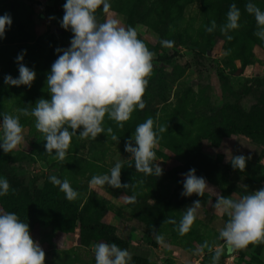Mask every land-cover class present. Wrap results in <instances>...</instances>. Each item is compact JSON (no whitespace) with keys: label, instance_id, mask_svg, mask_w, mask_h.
<instances>
[{"label":"rangeland","instance_id":"rangeland-1","mask_svg":"<svg viewBox=\"0 0 264 264\" xmlns=\"http://www.w3.org/2000/svg\"><path fill=\"white\" fill-rule=\"evenodd\" d=\"M55 1L0 0V16L7 13L12 19L10 28L0 39V83L5 84V75H13V78L19 76L16 58L22 52V45L31 44L42 37L44 48L42 66L34 69L30 58L23 59V63L36 72V78L30 88L22 85L10 89V95L0 103V113L19 115L16 111L18 108L32 107L41 97L50 99L46 77L57 59L55 50L68 48L73 35L70 30L61 27L64 13L55 8ZM168 1L173 0H109L111 7L108 13H104L102 7L96 12L100 22L115 17L121 25L134 27L138 38L155 53L154 63L164 65L162 79L157 76L148 79L143 97L146 107L133 111L123 128L105 117L103 127L105 130L108 127L113 129L120 138L119 144L106 131L96 139L74 136L66 159L61 162L54 158V153H46V141L43 134L35 129L34 118L20 116L24 143L13 150L12 157L26 151L30 159H20L13 166L11 177L6 173L0 177L7 178L9 183L15 185L19 183L16 186L17 195H22L24 189L30 190L32 183L40 185L45 177L51 175L68 179L79 193L75 202L80 209L81 219L95 218L115 226L117 235L127 241V250L131 255L142 257L147 264H212L214 251L223 246L224 242L217 237L227 219L213 208L216 195L220 193L229 197L235 193L233 198L236 199L264 187V142L237 134L220 138L214 136L212 140L205 137L207 130L219 128L228 120L227 112L222 107L225 98L221 95L218 73L225 75L236 92V104L245 111L251 110L254 98L247 89L254 88L256 84L264 87V41L257 36H252L251 40L248 38L250 30L257 29L254 16L245 10L249 0H186L183 4L175 3L167 14L162 5ZM252 2L264 11V0ZM231 4H236L241 11L240 27L228 33L233 39L228 40L216 30L205 33L212 20L216 21L217 26L220 25L218 14L226 17ZM221 8H225V14H221ZM204 33L210 38L203 40ZM31 35L34 37L31 38ZM163 36L174 42L172 47L161 44ZM53 45L57 46L54 48ZM166 53L170 55L169 59L157 60L158 55L167 56ZM148 117L168 126V131L161 134L162 139L155 149L157 162L163 168L160 177L138 172L134 160L130 159L131 155L124 150L125 141L133 135L136 126ZM198 146H201V156L220 169L224 181L216 185L206 179L210 188L203 197L196 194L181 196L183 185L178 187L177 179H184L182 174L186 172L183 167L190 148ZM241 154L249 158L244 171H228L225 164L232 156ZM118 161H123L122 184L134 187L116 189L90 184L93 176L109 173ZM130 163L132 167H129ZM32 177H36L34 182ZM58 191L65 197L59 187ZM165 194L171 195L170 198L165 197L168 200L165 219L172 218L177 223H163L164 219L153 232L150 228L152 220L145 208L154 205L157 198ZM133 195L136 202L128 203V198ZM197 199L201 200L202 207L191 230L181 236L177 231L179 220L185 208ZM0 213H3L1 207ZM30 234L45 251V264H96L94 246L104 243L100 239L88 246L81 245L78 228L63 233L38 225ZM157 234L164 236V243L157 242ZM205 241L213 251L205 248L202 254L196 255V249ZM219 264H264V242L249 244L247 248L233 253H228L225 248Z\"/></svg>","mask_w":264,"mask_h":264},{"label":"clouds","instance_id":"clouds-1","mask_svg":"<svg viewBox=\"0 0 264 264\" xmlns=\"http://www.w3.org/2000/svg\"><path fill=\"white\" fill-rule=\"evenodd\" d=\"M108 13L111 5L109 0H66L63 5L64 15L60 25L70 30L72 38L68 48H57V59L52 63L46 77V88L50 99L39 98L32 107L18 108L19 115L7 112L0 113L2 122V138L0 148L5 154L17 149L24 143V128L20 116L33 117L35 129L41 132L46 141V153L58 161H64L70 148L72 138L96 139L100 134L107 133L117 144L120 138L113 129L103 127L105 117L115 121L119 128L131 118L137 108L143 110V100L148 86V77L153 70L155 53L150 51L143 40L138 38L134 27H125L115 17L100 22L96 12L101 9ZM245 10L253 15L257 29L254 35L264 41V11L252 0L245 5ZM241 11L236 4H231L226 14V22L220 31L228 40L233 39L228 33L240 27ZM12 19L10 14L0 16V39L4 38ZM217 28L215 20L205 31L213 33ZM173 41H161L165 47H172ZM26 50H22L16 58L19 76H4V83L11 86L31 87L36 72L23 63ZM28 105H31L29 103ZM168 126L160 125L153 117H148L136 126L133 135L125 141V152L134 160L135 169L145 176L160 177L163 168L157 162L156 151L162 133ZM249 159L243 154L232 156L230 163L233 169L241 172L246 168ZM133 164H129L132 167ZM123 161H118L109 173L95 175L90 180L92 186H109L112 188L134 187L121 182ZM183 191L181 196L190 197L196 194L203 197L210 188L206 178L196 175L190 169L182 174ZM50 182L58 186L65 198L74 201L79 193L73 189L68 179H60L56 175L49 177ZM143 183V181H140ZM10 184L7 178L0 177V196H6ZM235 193L225 197L218 193L213 203L214 210L227 219L219 230L218 240L223 246L217 248L212 255V264H219L224 249L228 253L247 248L249 244L264 242V187L248 192L234 199ZM128 203H135L136 196L128 198ZM202 207L197 199L185 208L177 231L183 236L191 230ZM163 223L176 224L168 218ZM158 243H164V236L157 234ZM212 247L205 241L196 249L200 255ZM96 264H131L132 255L127 249L120 248L116 243H98L94 246ZM46 253L38 241L30 234L29 224L23 222L14 212L0 213V264H45Z\"/></svg>","mask_w":264,"mask_h":264},{"label":"trees","instance_id":"trees-1","mask_svg":"<svg viewBox=\"0 0 264 264\" xmlns=\"http://www.w3.org/2000/svg\"><path fill=\"white\" fill-rule=\"evenodd\" d=\"M175 1V2H174ZM186 0H173L163 3L164 10H171L175 3H184ZM59 2V4H58ZM66 0H56L54 3L55 8L62 10L64 13L63 5ZM221 14H225V8L219 9ZM220 25L217 26L216 31H220V26L226 22V17H221ZM167 16V15H166ZM165 15L163 16V19ZM202 28V27H201ZM251 33L247 34L249 40L253 39L255 30L251 29ZM208 33V32H205ZM202 35V39H209L210 36L207 34ZM33 38L34 36H30ZM164 37V40L168 39ZM255 40V39H254ZM54 48L57 45H53ZM21 50H26L25 59H31V67L35 69L36 66L43 65V38L38 37L31 44H24ZM165 54V53H164ZM158 55L156 58L159 61L169 59L170 55ZM173 55V54H172ZM165 57V58H164ZM189 62V61H188ZM187 62L189 66L190 63ZM153 63V70L148 77L152 79L157 76L158 78H163V67L164 65L158 63L156 65ZM13 77V75H11ZM218 79L220 81L221 95L225 98L222 104L223 109L227 112L228 120L225 124H221L219 128H211L207 130L206 138L215 139L227 136L230 134H237L240 136L247 137L256 142H264V87L256 84L254 88L249 87L247 91L253 93L254 98L250 106L251 110L245 111L241 109L236 104V92L228 83L225 75L218 73ZM2 83H0L1 85ZM14 86L2 84L0 86V103H3L7 96L10 95L9 91L14 90ZM231 99V100H230ZM201 146L190 148L191 152L187 157L185 166L183 167L184 172H188L190 169L196 170L197 176H202L209 180L211 183L220 185L224 181L223 176L220 174V169L213 164L208 162L206 158L201 156ZM20 156L12 157L13 151L5 154L3 149L0 148V175L4 176V173L9 174L13 170V166L17 164L20 159H25L28 161L30 159L29 154L26 151H21ZM201 158V159H200ZM226 168L228 171H238V169H233L230 161L227 162ZM11 169V170H10ZM36 180V177H32V182ZM10 188L6 196H0V207L3 212H14L19 218L29 224L30 233L35 230L38 225L50 227L54 231H59L63 233L73 232L78 228V241L83 246H88L95 240L103 239L104 243H116L120 248L127 249L128 243L126 240L120 238L116 233V228L110 223L96 220L95 218L83 221L81 219L80 209L77 203L74 201H69L65 197L61 196L58 191V186L53 185L48 177H45L40 185L33 184V187L29 190H23L22 195H17L18 187L16 183H9ZM178 187H182L180 179H177ZM179 196L178 194H174ZM165 197L170 198L171 195L165 194L157 198L154 205L146 206V212L149 218L152 220V225H150L151 230H154L159 226V224L164 220L167 214L168 200ZM131 264H147L146 260L142 257L132 256Z\"/></svg>","mask_w":264,"mask_h":264}]
</instances>
